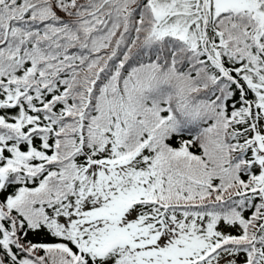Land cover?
Returning a JSON list of instances; mask_svg holds the SVG:
<instances>
[{
    "label": "snow or ice",
    "instance_id": "obj_1",
    "mask_svg": "<svg viewBox=\"0 0 264 264\" xmlns=\"http://www.w3.org/2000/svg\"><path fill=\"white\" fill-rule=\"evenodd\" d=\"M0 264H264V0H0Z\"/></svg>",
    "mask_w": 264,
    "mask_h": 264
}]
</instances>
